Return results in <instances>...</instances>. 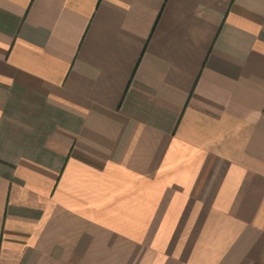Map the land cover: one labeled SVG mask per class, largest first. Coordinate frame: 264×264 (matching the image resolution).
<instances>
[{
    "label": "crops",
    "instance_id": "crops-1",
    "mask_svg": "<svg viewBox=\"0 0 264 264\" xmlns=\"http://www.w3.org/2000/svg\"><path fill=\"white\" fill-rule=\"evenodd\" d=\"M0 264H264V0H0Z\"/></svg>",
    "mask_w": 264,
    "mask_h": 264
}]
</instances>
